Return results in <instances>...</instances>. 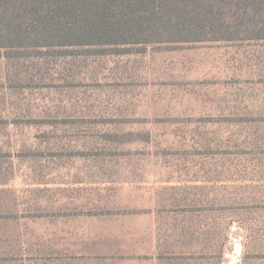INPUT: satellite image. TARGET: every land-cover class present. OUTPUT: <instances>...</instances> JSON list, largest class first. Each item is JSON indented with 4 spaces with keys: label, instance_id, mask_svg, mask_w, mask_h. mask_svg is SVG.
Listing matches in <instances>:
<instances>
[{
    "label": "rangeland",
    "instance_id": "obj_1",
    "mask_svg": "<svg viewBox=\"0 0 264 264\" xmlns=\"http://www.w3.org/2000/svg\"><path fill=\"white\" fill-rule=\"evenodd\" d=\"M172 33H1L0 264H264V42Z\"/></svg>",
    "mask_w": 264,
    "mask_h": 264
},
{
    "label": "trees",
    "instance_id": "obj_2",
    "mask_svg": "<svg viewBox=\"0 0 264 264\" xmlns=\"http://www.w3.org/2000/svg\"><path fill=\"white\" fill-rule=\"evenodd\" d=\"M170 32L172 42H264V0H0V35L21 44L121 48Z\"/></svg>",
    "mask_w": 264,
    "mask_h": 264
}]
</instances>
